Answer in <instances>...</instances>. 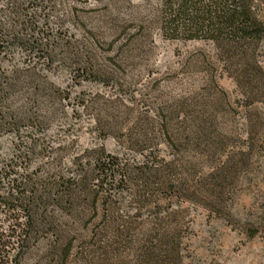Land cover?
Segmentation results:
<instances>
[{
    "label": "trees",
    "instance_id": "obj_1",
    "mask_svg": "<svg viewBox=\"0 0 264 264\" xmlns=\"http://www.w3.org/2000/svg\"><path fill=\"white\" fill-rule=\"evenodd\" d=\"M55 4L0 0V264H183L186 221L179 205L224 212L227 182L237 170L229 159L204 172L209 158L225 150L217 106L209 109L196 96L168 99L153 117L82 95L79 104L95 114L99 133L113 135L143 160L101 146L76 155L67 169L70 145L53 147L45 133L56 115L51 102L65 95L45 71L61 58L74 78L123 85L113 57L102 60L99 46L107 37L115 35L110 47L124 37L122 62L142 50L156 28L166 40L212 44V55L201 52L207 69L219 62L247 104L264 102V0H160L130 31L115 17L83 41L64 29V16L57 29L51 26ZM16 52L25 65L9 64ZM249 120L252 151L263 144L264 121ZM6 136L12 141L4 149ZM162 145L170 157L161 154ZM123 191L131 195L127 205L119 199Z\"/></svg>",
    "mask_w": 264,
    "mask_h": 264
},
{
    "label": "rangeland",
    "instance_id": "obj_2",
    "mask_svg": "<svg viewBox=\"0 0 264 264\" xmlns=\"http://www.w3.org/2000/svg\"><path fill=\"white\" fill-rule=\"evenodd\" d=\"M55 1V9L50 12L51 26L57 29L58 18L64 16V29L73 40L83 41L89 37L88 31L106 27L115 17L121 27L130 31L132 21L148 14L160 0ZM114 37H107L106 43L99 46V53L107 63H111L107 57H113L111 65L123 85L107 79L74 78L70 65L61 58L55 60L51 70L45 71L55 88L65 95L51 102L56 115L45 132L47 140L53 147L70 145L65 156L67 169L76 155L101 146L132 161H142L141 154L125 148L113 135L99 133L95 114L79 104L82 95L90 101L99 97L102 102L103 98L117 100L153 117L158 106L168 99L196 96L195 100L202 98L209 109L215 104L217 119L226 131L225 150L209 158L204 172H211L217 163L229 159L237 163V170L227 182L224 198L228 206L224 212L215 213L191 202L179 205L185 210L186 221L181 246L183 264H264V139L262 145H256L252 151L248 149L249 119L261 117L264 121V102L247 104L236 80L220 68L219 62L215 61L213 69H207L209 63L203 60L201 52L213 54V45L208 42L166 40L155 28L142 50L121 62L117 55L126 47L125 38L110 47L108 43ZM259 60L264 65V52ZM9 64L25 65L22 53L12 54ZM11 141V136L3 138L4 149L9 148ZM244 151L249 155L242 156ZM161 154L170 157V149L162 145ZM130 198L126 191L119 196L124 205Z\"/></svg>",
    "mask_w": 264,
    "mask_h": 264
}]
</instances>
